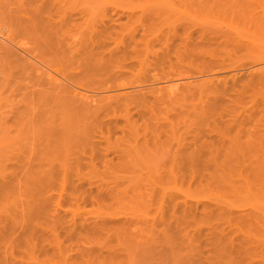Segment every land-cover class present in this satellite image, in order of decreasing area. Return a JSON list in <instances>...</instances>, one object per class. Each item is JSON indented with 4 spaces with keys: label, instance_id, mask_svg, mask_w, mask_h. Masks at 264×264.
Segmentation results:
<instances>
[{
    "label": "bare ground",
    "instance_id": "1",
    "mask_svg": "<svg viewBox=\"0 0 264 264\" xmlns=\"http://www.w3.org/2000/svg\"><path fill=\"white\" fill-rule=\"evenodd\" d=\"M89 1L87 6L83 3L88 8L83 20L72 22L70 17H75L70 14L63 22L62 14L61 22L54 19L57 16L54 12L61 6H56V0H49L50 6L47 0L17 3L0 0V96L9 91L11 96L12 93L19 96L12 99L8 94L10 102L0 101L1 107H5L0 108V264H139V260L140 264L143 260L154 264L156 257L169 258L170 254L172 264H181L180 259L185 258L182 251H177L183 249L192 256L188 264L200 260L201 264L205 260H208L206 264H264V0H189L191 4L188 1L184 5L187 10L189 5L192 7L184 14H177L176 7L170 6L168 9L174 13L166 15L165 11L161 15L163 10L158 15L144 16L143 22V14L142 20L136 14H129L126 22L123 15L115 16L118 14L109 16L104 12L108 17H100L98 0ZM58 2L63 4V0ZM167 3L163 4L165 8ZM45 4L49 9L57 7L54 12L55 6L47 11L54 13V18L45 11L47 8L44 10ZM82 10L78 11L79 15ZM79 17L74 20L78 21ZM136 20L143 24L137 21V25ZM128 23L138 27H127L128 34L124 35ZM146 61L149 66L162 68L161 72L140 74L139 64L144 68L148 66ZM117 115L123 118L124 125L119 126ZM139 119L144 122L140 123L145 126L144 131L137 128ZM104 125L109 127V132L112 127L119 130L114 139L120 144L114 145L111 152L101 146L102 137L97 135ZM88 152L99 155L107 163L116 158L117 165H121L116 167L120 169L118 173L127 172L129 176L131 172L130 179L123 174L122 178L128 181L133 172L143 171L212 174L210 168L214 169L215 165L220 190L216 211L221 222L217 221L222 227L228 224L229 230L217 227L213 231L209 227L204 234L200 220L207 213L206 201L200 204L187 198L176 200L172 205L173 215L179 210L194 221L197 219V227L186 229L181 222L183 214H179V218L174 217V225L165 222V233L160 234L166 237L163 239L159 238L163 236L158 235V230L154 232L157 221L149 219L154 222L152 225L148 222L149 237L143 232L148 238L140 242L135 235L142 229L138 218L134 221L128 215L125 220L104 214L103 218L90 222L83 219L82 229H77L75 216L65 221L68 216L65 218L59 207L50 204L54 203L50 200L54 195L49 198L48 193L54 188L58 190L61 176V189L69 187L76 196L79 193L78 198L86 194L107 202L115 190L108 202L116 196L121 200L116 189L121 192L125 187V194L130 189L127 179L125 184L114 180L112 185L109 181L99 182L95 189L85 187L83 181L74 184L73 172L79 170ZM89 157L86 166L92 160ZM113 162L108 166L112 171L116 170ZM82 166L86 167L83 163ZM78 172L74 173L79 176ZM145 217L146 223L148 216ZM48 222L50 226L62 222L67 225L64 231L70 242L79 234L81 238L93 239L98 234L99 238L101 230V234L104 231L103 235H111L112 241L118 227L121 234L116 238L122 234L124 238L130 228L139 229H133L132 234L127 232L131 236L127 234L126 238L131 240L125 239L124 245L109 243L91 248L75 243L74 248L79 246L75 252L71 251L72 246L65 252V244L63 250L60 241L48 240L50 235H41L42 230L39 233V228ZM109 230H113L112 234ZM235 230L239 235L234 234ZM229 233L241 239L236 240ZM58 235L52 238H60ZM80 236L76 238L80 240ZM205 236L208 242L202 238ZM199 238L211 246L208 252L215 262L203 256L204 249H199L207 243L203 246ZM194 250L201 251L202 257ZM41 255L45 259L41 260Z\"/></svg>",
    "mask_w": 264,
    "mask_h": 264
},
{
    "label": "rangeland",
    "instance_id": "2",
    "mask_svg": "<svg viewBox=\"0 0 264 264\" xmlns=\"http://www.w3.org/2000/svg\"><path fill=\"white\" fill-rule=\"evenodd\" d=\"M8 1H11L12 3H17V2H22V1H24V0H8ZM46 1V0H45ZM49 0H47V2H48ZM67 1V2H66ZM72 1V2H71ZM90 4V1L89 0H84V2H83V0H63V4H61V3H59L58 2V0H56V6L57 7H59L60 5V7H59V9L55 6V8H54V6H53V4H52V6H53V8H54V10H53V8H51L50 7V9L51 10H53L52 12H54L55 11V9H56V11L54 12L57 16H59L58 18L60 19H58L57 18V16L54 14V13H49L51 10L49 9V6L51 5V4H49V2H48V4H49V6L47 7V5L48 4H45L46 6H45V8H44V10L47 8V10H45L46 12L47 11H49V12H47V13H49L48 15L50 16V15H52V16H50V17H52V18H54V15L56 16L54 19H56V20H58V21H61L62 22V20H63V22H65V19H67L68 20V17H70L71 15L70 14H73V17H75V18H77V17H79L77 20L78 21H76V20H74L75 18H71L70 17V21L72 20V22L74 21V22H80L81 21V19L83 18H85L86 16L85 15H87V9L88 8H86V7H84V6H87L88 5V3ZM94 1V0H93ZM137 1H138V4H137ZM183 1V2H182ZM98 0V2H97V4H98V6L99 5H101V8L100 7H98V8H96L95 10H100V12L99 11H95L94 13H98L99 12V16L101 17V16H106L107 15V17H108V14H105V13H109V16H111L112 14L113 15H115V14H118V15H115V16H119V15H123L124 17H122V19H125V20H123L124 22H126V20H127V18L130 16V15H135V16H139V19H141L142 18V16H143V18H144V16L146 17V16H148V15H158V14H161L162 13V11H163V14H161V15H164L165 13H167L166 15H170L171 13H174V12H176L177 14L179 13H183V12H186L185 10H187V7L184 5L185 3L187 4L188 3V1L189 0ZM190 1H192V0H190ZM190 1H189V3H190ZM197 1V0H196ZM46 2V3H47ZM85 2L87 3V4H85ZM91 2H92V0H91ZM95 2V1H94ZM168 2V3H167ZM169 2H171L170 4H169ZM185 2V3H184ZM50 3H52V2H50ZM83 3H84V6H83ZM100 3V4H99ZM165 3H167V8H165V6L163 5V4H165ZM172 3H174V5H171ZM93 4V3H92ZM191 4V3H190ZM66 5V6H65ZM103 5H104V11L103 10H101L102 9V7H103ZM144 5V6H143ZM166 5V4H165ZM189 5V4H188ZM84 8H83V7ZM139 6V7H138ZM170 6H173V7H176L175 8V11L174 12H172L171 10H170V8L168 9V7H170ZM186 8H184V7ZM64 7V8H63ZM162 7V8H161ZM173 7H171V9H173ZM189 7L191 8L192 6H188V10H189ZM145 8V9H144ZM49 9V10H48ZM82 9H84V10H82ZM85 9H86V12H85ZM139 9V10H138ZM144 9V10H143ZM183 9H184V11H183ZM82 10V12L80 13L81 15H79V12ZM136 10V11H135ZM138 10V11H137ZM149 10V11H148ZM170 10V11H169ZM174 10V9H173ZM187 10V11H188ZM57 11H58V13H57ZM79 11V12H78ZM108 11V12H107ZM155 13H154V12ZM166 11V12H165ZM84 12V13H83ZM105 12V13H104ZM165 12V13H164ZM170 14H169V13ZM46 13V14H47ZM78 14V15H76V14ZM83 13V14H82ZM93 13V12H92ZM93 13V14H94ZM139 13V14H138ZM146 13H148V14H146ZM46 14H45V12H44V15L46 16ZM62 14H64L65 15V17L67 16V18H63L62 19V16H64V15H62ZM101 14V15H100ZM104 14V15H103ZM111 14V15H110ZM130 14V15H129ZM143 14V15H142ZM177 14H175V15H177ZM184 14V13H183ZM47 15V16H48ZM70 15V16H69ZM77 17H76V16ZM97 15V14H96ZM96 15L94 14V17H96ZM129 15V16H128ZM142 15V16H141ZM174 15V14H173ZM85 16V17H84ZM126 16H128V17H126ZM97 18H99L98 17V15H97ZM96 18V20H101V18H99V19H97ZM136 18V17H135ZM134 18V19H135ZM80 19V20H79ZM82 19V20H83ZM130 19H132V18H130ZM133 19V20H134ZM129 20V19H128ZM142 20V19H141ZM141 20H136V23H137V25H138V22H141ZM145 20V18L142 20V22ZM138 21V22H137ZM130 22H133V21H129V23ZM139 23V25H141V24H143V23ZM128 23V25L126 26V30H125V32L123 33L124 35H125V33H126V31L128 30V28L129 29H131L130 27H132V26H137V25H132V23L131 24H129ZM133 23H135V22H133ZM130 25V26H129ZM128 27V28H127ZM138 27V26H137ZM133 28V27H132ZM126 34H128V33H126ZM126 37V36H125ZM127 38V37H126ZM22 40V39H21ZM24 40V39H23ZM22 40V42L23 43H25V40L23 41ZM129 61H130V59H129ZM129 61H128V59H127V61H126V63H129ZM124 62V61H123ZM145 64H148V66H146ZM145 66H144V68H141L140 67V64H139V73L140 74H144V75H146V73H155V72H158V73H160L161 72V70H162V68H156V67H154V66H152V65H150L149 66V62H145ZM156 68L155 70H154V68ZM153 68V69H152ZM165 69H168V68H165ZM118 71V70H117ZM143 75V76H144ZM140 77H141V75H140ZM139 77V78H140ZM142 78V77H141ZM0 79H2V76L0 75ZM13 79V78H12ZM12 79H11V81H12ZM14 82V81H13ZM9 91V90H8ZM7 93V92H6ZM9 93H10V91H9ZM8 93V94H9ZM6 94V95H1L0 96V101H1V99H7V100H5V102H10L9 101V95L11 94ZM14 94H16V93H14ZM11 96V95H10ZM12 99H18L19 98V96H13V93H12ZM10 97V98H11ZM4 102V103H5ZM3 103V102H2ZM1 102H0V104H2ZM4 105V104H3ZM7 105V103L5 104V106ZM0 108L1 109H3V108H5V107H1V105H0ZM112 118H114V117H112ZM118 118H120V119H118ZM117 119L119 120V126H122V124L124 125V120H123V118L120 116V117H118V115H117ZM140 120V119H139ZM140 123H144L142 120H140V121H138V124H137V128L138 129H143V131L145 130L144 129V127L142 126V125H140ZM105 124V123H104ZM107 125V124H106ZM139 125H140V128H139ZM145 125H146V123H145ZM109 126V125H108ZM149 126H150V124H149ZM103 127V129L102 130H100V131H98V134H97V132H96V134L98 135V137H99V135H101V144H103V145H101L102 147H104V148H109L108 150L111 152V151H113L114 149H115V147H118L119 146V144H117L116 142H118L117 140H116V137H115V139H114V136H116L117 134H119L118 132H119V130H118V132H117V130L116 129H113V127L112 126H110V129H111V127H112V129H111V132H109V127H105V125L104 126H102ZM105 127V128H104ZM153 127V126H152ZM151 127V128H152ZM129 127H127V129H128ZM96 129H98L99 130V128H96ZM125 129H126V127H125ZM116 130V132H113V131H115ZM141 130H139V133H142L143 131H141ZM97 131V130H96ZM103 131V132H102ZM106 131V132H105ZM95 132V131H94ZM99 132H102V134L101 133H99ZM107 133V134H106ZM114 134V135H113ZM104 136V137H103ZM107 137V138H106ZM115 140V141H114ZM107 141L109 142V143H107ZM114 141V142H113ZM174 141V140H173ZM172 141V142H173ZM175 141H176V139H175ZM120 142V141H119ZM173 143H176V142H173ZM107 144V145H106ZM111 144V145H110ZM114 145H115V147H114ZM116 145H118V146H116ZM112 148H113V150H112ZM2 153H3V151H2ZM1 153V154H2ZM89 153H91V152H88L87 153V155L88 156H92V160H90V163L88 162L87 163V166H88V164H90V166L92 165V170H90L91 168H90V166L88 167V168H86L87 166L85 165L86 164V161H88L89 159H91L90 157L89 158H87V155L85 156V158L86 159H84L83 160V165L84 166H86V167H83L82 166V163L80 164L81 166V168L83 167V169H81L80 170V167H79V170H80V172H78V171H74V169H73V171L76 173V172H78L80 175V178H81V180L79 181L78 180V175H76L74 172H73V174L75 175V177L74 176H72V179L74 178V184H78L79 182H81V181H83V182H85L84 184H85V187H88V185L90 186V187H94V186H96V183H98L97 185H100V183H107L108 181H109V183L112 185V183H113V180H114V182H117V183H124L125 184V179H127L129 176H130V174H131V172H129L128 174H129V176L127 175V172H120V173H118L119 171H120V169H119V171H118V168H116L118 165H117V163L119 162L118 160H116V158H115V160H113L114 162H116V165H114V167L116 168V170H113L112 171V168L110 167V169H109V165L111 166V162H113V161H110L109 163H107V162H105V161H103V158H100L99 157V155H92V154H89ZM112 153H110L109 155V158H111V157H113V155H111ZM98 157L99 159H97L96 157ZM3 157V156H2ZM1 157V158H2ZM9 157V156H8ZM4 158V157H3ZM2 158V159H3ZM93 158L95 159V160H93ZM88 159V160H87ZM4 160H6L7 161V159L5 158ZM104 162V164L106 163V166H107V168H106V170H105V167L106 166H104L103 165V162ZM0 162H1V160H0ZM3 162V161H2ZM8 162L10 163L11 162V160H8ZM6 163V162H4V164H9V163ZM101 162V163H100ZM113 162V164H115ZM85 163V164H84ZM101 165H100V164ZM95 164V165H94ZM113 164H112V166H113ZM98 166L99 167V170H97L98 169V167H95V166ZM103 168H102V167ZM213 166V165H212ZM97 168V169H94V168ZM113 167V168H114ZM119 168L121 167V165L120 166H118ZM101 168V169H100ZM217 168V167H216ZM76 169H78L77 167L75 168V170ZM87 169V170H86ZM210 169H212L213 170V173L211 174V172H208L209 174H211V175H209L208 173H201V172H196L195 174L193 173V174H190V173H186V175L184 174L183 175V173H180V172H176V171H174V173L172 174L171 172H169V173H156L155 171H152V172H144L143 171V173H145V174H143V173H140V174H135L134 172H133V174H135V175H133L132 174V179H133V181H135V182H137L136 184L135 183H133V181H132V179H131V181H130V184H129V181H128V179H130V177L126 180V181H128V183H126V185L128 184L130 187V189H129V191L128 192H126V194L125 193H123V188H125V187H121L120 189L122 190L121 192H118L119 190L118 189H116V194H120V197H121V200H120V198L118 199L117 198V196H116V198L114 199V200H112V198H111V201H109L108 202V199H110V196L115 192V190H113L114 192L113 193H110L111 195H109V198H107V202L105 203L104 202V200H106V199H104V200H101L100 198H98V197H96V196H86V194H83L85 197H86V199H85V197L82 195V197H81V195L79 196V198H78V195H79V193H78V195L76 196V192H72L71 191V189L69 188V187H67V188H65L66 186V184L68 185L69 183L67 182V183H65V187L64 186H62V187H64L63 189H61V187L59 186V183L61 182V178H63L62 176H61V178L59 179V183H58V186H59V188H60V191H59V188H58V186H57V189L58 190H56V188H54V191H49V193H48V197L50 198V196L49 195H51V197H52V194L54 195L53 197H52V199L50 198V200L52 201V202H54V203H50V204H53V206H55V208L57 207H59L58 209L60 210L59 212H62L61 213V215H64L65 216V218H66V216H68V218H66L65 219V221L66 220H68L69 218H71V217H76V220H77V225H78V228L77 229H79V230H81L82 228V226H80L81 225V220H85V221H88L89 220V222L90 221H94V218L96 219V220H98L100 217L101 218H103L104 217V215L106 216H108V218L110 217H112V218H114V219H122V220H125V219H123L124 217H126L127 215V217H130V219L131 218H133L134 219V221L135 220H137V218H138V222L136 221V222H134V223H138V225L140 226V228H142V229H140L141 231H138V233L137 232H135L137 229H139V228H133V229H136V230H134V232L136 233H133V235L135 234V235H137L136 236V238L137 239H139V241L141 240L142 242H143V240H146V237L148 236L149 237V234L148 233H150V232H147L146 233V231L148 230H151L149 227H151V226H149V227H147L148 226V222L152 219V221H157V225H156V222H155V227H154V232L156 231V230H158L157 232L159 233L158 235L159 236H163V235H160V234H163V232H164V230H165V225L167 224V223H172L173 225L176 223V219L174 218V217H180V215L181 214H183V215H181L182 217H181V219H184V220H182L181 222H183L182 223V225H184V227L186 228H189L190 227V229H192V228H196L197 227V224H195V222L197 223L198 222V220L196 219V221H194L192 218H190V216L188 217V215L187 214H184V213H180L179 212V210L177 211V212H175L176 214H174L173 215V211H172V205L175 203V202H180L181 200H185L186 198V200H188V201H190V202H196V201H200V204H202V203H204L205 201H206V203H204V204H206L207 205V207H206V209H207V213L205 214V216L208 214L209 215V217H205L204 215V217H203V219H205L204 221H206L205 223L203 222V224H202V220H200V227L202 228H205V229H203L202 228V230L203 231H205L204 232V234H206V233H208V231H207V229L209 228V227H212V229H213V231L214 230H216V228L218 227V228H221L222 226H221V224L220 225H218V222L220 221V219L219 218H217V217H219L218 216V214H217V212L218 211H216L217 210V200L219 199V196H220V190H218V186H219V184H218V182H217V178L219 177H217L216 175L218 174V172L217 171H215L214 169H215V165H214V169L213 168H210ZM84 170V171H83ZM89 170V171H88ZM110 172H109V171ZM218 170V169H217ZM115 171V173H113ZM209 171H211V170H209ZM214 171H215V173H217V174H215L214 173ZM77 173V174H78ZM107 173V174H106ZM110 173V174H109ZM122 173V174H121ZM125 173V174H124ZM138 173V172H137ZM150 173V174H149ZM177 173V174H176ZM72 174V175H73ZM83 174V175H82ZM118 174H120V175H118ZM125 176H124V175ZM158 176V177H156V175ZM169 174V175H168ZM181 176H180V175ZM190 174V175H189ZM198 174V175H197ZM146 175V176H145ZM154 175V176H153ZM179 175V176H178ZM206 175V176H205ZM127 177V178H122V177ZM148 176V177H147ZM152 176V177H151ZM83 177V178H82ZM138 177V179H136ZM196 177V178H195ZM105 178V179H104ZM208 178V179H207ZM104 179V180H103ZM136 179V180H135ZM159 179V180H158ZM161 179H162V181H161ZM219 179V178H218ZM112 180V181H111ZM215 180V181H214ZM63 181H65V179L63 180L62 179V182ZM104 181V182H103ZM107 181V182H106ZM82 182V183H83ZM100 182V183H99ZM64 183V182H63ZM93 183V184H92ZM131 183H133V184H131ZM204 183L206 184V185H204ZM209 183H211V184H209ZM62 184V183H61ZM91 184H92V186H91ZM109 184V185H110ZM63 185V184H62ZM114 185V184H113ZM133 187H132V186ZM139 185V186H138ZM158 185V186H157ZM137 186V188H135ZM154 186V187H153ZM132 187V188H131ZM139 187V188H138ZM161 187V188H160ZM149 190H147V189ZM173 188V189H172ZM66 189V190H65ZM94 189H95V187H94ZM128 189H126L125 191H127ZM135 191H134V190ZM53 190V189H52ZM118 190V191H117ZM152 190H154L153 192V194H150V193H152ZM124 191V192H125ZM219 191V192H218ZM157 192V193H156ZM219 193V194H218ZM57 194V195H56ZM114 195V194H113ZM112 195V197H114ZM81 197V198H80ZM78 198V199H77ZM89 198V199H88ZM100 199V200H99ZM171 199V200H170ZM178 199V200H177ZM59 200V201H58ZM84 200V201H83ZM177 200V201H176ZM196 200V201H195ZM50 201V202H51ZM104 203H103V202ZM171 201V202H170ZM56 202V203H55ZM59 203V205H57ZM209 203H211V204H209ZM215 203L216 204V207H215V204L213 205V204ZM61 204V205H60ZM205 205V206H206ZM200 206H202V205H200ZM165 207V208H164ZM51 208H53L52 207V205H51ZM214 210H213V209ZM208 209H210L209 211H208ZM211 210H213L214 212H212ZM68 213V215H67V213ZM73 212V213H72ZM157 212V213H156ZM148 213H150V214H148ZM170 213V214H169ZM209 213H211V214H209ZM212 213H213V215H212ZM66 214V215H65ZM72 214V215H71ZM101 216H100V215ZM104 214V215H103ZM113 214V215H112ZM155 214V215H154ZM162 214H164V215H162ZM180 214V215H179ZM103 215V216H102ZM117 215V216H116ZM152 215H154V216H152ZM172 215H173V217H172ZM175 215H177V216H175ZM187 215V217H185ZM106 216V217H107ZM120 216H121V218H120ZM139 216V217H138ZM145 216H148L147 218L148 219H146V223H145ZM198 216H199V214H198ZM81 217V218H80ZM97 217H99L98 219H97ZM150 217V218H149ZM156 217H157V219H156ZM163 217H165V218H163ZM169 219H168V218ZM183 217H185V218H183ZM199 218V217H198ZM78 219H80V220H78ZM116 219V220H117ZM129 219V218H128ZM133 219L131 220V221H133ZM150 219V220H149ZM200 219V218H199ZM209 219V220H208ZM217 219H219V221H217ZM83 220V221H84ZM142 220V221H141ZM169 220V221H168ZM172 220H174V221H172ZM187 221L186 223H184V221ZM207 220L208 221H212V222H207ZM81 222V223H80ZM142 222V223H141ZM144 222V223H143ZM159 222V223H158ZM162 222V223H161ZM165 222H166V224H165ZM174 222V223H173ZM221 222V221H220ZM63 223V222H62ZM59 224L58 223V225H57V223H56V225L57 226H54L55 224H51V226L53 227H51L50 225H49V222H48V224L46 225V223L44 224V228L42 229L41 227L39 228V233L41 232L40 230H42V232L40 233L41 235L44 233L47 237L49 236L50 238H48V240L50 239V241L51 240H53V241H60L61 242V245L62 244H65L64 246H65V248H64V246L62 247L63 248V250L65 251V252H67L68 250L67 249H69V251H70V249H71V246L73 247V245L76 243V244H78V245H81L82 247L84 246H86V244H87V246H90L91 248H97V247H101L103 244L105 245V244H116V246H118L117 245V243L119 244V243H123V245H124V243H126L125 242V239H127V240H131V239H128V238H126V235L128 234V236L130 235L129 233H130V231H131V234H132V228H130L131 230H128L129 231V233H127L128 231H126V235L124 234V238H123V234L121 235V237L120 238H122V239H120V238H116L115 236L117 235L118 236V233H120L121 232V230H120V228L118 229V228H116L118 231H117V233L113 236V240L111 241V240H109V239H112L111 237V235H103V232H102V234H101V231L100 232H98L99 233V238L97 237L98 236V234H97V236H95L94 235V239H93V237L92 238H81V234H79V235H76V237H78V236H80V238L82 239H80V240H78L79 238H73V242L71 241H69V240H71V239H68V236H67V234H66V232L67 231H64V230H66V228H65V226L67 227V225H64V223L63 224ZM149 223H151V221L149 222ZM152 223H154V222H152ZM152 223H151V225H152ZM164 223V224H163ZM142 224H143V226H142ZM217 224V225H216ZM132 225H134V224H132ZM131 225V226H132ZM138 225H137V227H138ZM144 225L146 226V229H145V227H144ZM150 225V224H149ZM202 225V226H201ZM62 226H64L63 228H62ZM80 226V227H79ZM118 226V225H117ZM130 226V227H131ZM135 226V225H134ZM133 226V227H134ZM223 227H225L226 229H228L229 230V226H228V224L227 225H224ZM222 227V228H223ZM47 228V229H46ZM65 228V229H64ZM74 228V227H73ZM147 228H149V229H147ZM164 228V229H163ZM183 228V227H182ZM186 228V229H187ZM218 228H217V230H218ZM113 229V228H112ZM115 229V228H114ZM145 231H144V230ZM189 229V230H190ZM212 229H209V230H211V231H209V232H213L212 231ZM226 229H225V231H226ZM44 230V231H43ZM62 230H63V232H62ZM78 230V231H79ZM123 230V229H122ZM143 230V231H142ZM227 230V231H228ZM57 231V232H56ZM107 231V230H106ZM114 231H116V230H114ZM202 231V232H203ZM207 231V232H206ZM226 231V232H227ZM65 232V233H64ZM80 232H82V231H80ZM109 232H110V230H109ZM112 232H113V230H112ZM112 232H110L111 234H112ZM145 234H147V236H144V233ZM156 232V233H157ZM216 232V231H215ZM57 233V234H56ZM58 233H59V235H58ZM108 233V232H107ZM109 233V234H110ZM141 233V234H140ZM165 233V232H164ZM214 233V232H213ZM212 233V234H213ZM64 234H66V235H64ZM100 234H101V236H100ZM121 234V233H120ZM119 234V235H120ZM230 235H232L233 237H234V239L235 238H237L236 240H240L238 237H236V236H238L239 235V233H238V231L237 230H235V232H234V234H238V235H233V233H229ZM53 235H58V237H60V238H52L53 237ZM134 235V236H135ZM141 235H143L144 237H145V239H142L143 237L140 236ZM155 235H157V234H155ZM214 235H215V238H216V234L214 233ZM214 235H213V237L212 238H214ZM46 236H44V237H46ZM127 236V237H128ZM131 236V235H130ZM133 236V237H134ZM139 236V237H138ZM159 236H157V237H159ZM166 236V235H165ZM209 237H211L212 235H208ZM208 236L206 237H202V238H208ZM232 236H230V237H232ZM66 237H67V239H66ZM101 237V238H100ZM105 237V238H104ZM107 237V238H106ZM110 237V238H109ZM132 237V238H133ZM147 237V238H148ZM159 238H166V237H159ZM200 239V238H199ZM65 240V241H64ZM84 240V241H83ZM85 240H86V242H85ZM89 240V241H88ZM92 242H91V241ZM96 240V241H95ZM105 240V241H104ZM117 240V241H116ZM197 240H198V238H197ZM50 242V243H52V244H54V242ZM95 243H94V242ZM97 241H99V243L97 242ZM111 241V242H110ZM140 241V242H141ZM202 241V239H200V243L201 244H206L207 242H208V239H206V241L204 242V243H202L201 242ZM82 242V243H81ZM84 242H85V244H84ZM101 242H103V243H101ZM108 242V243H107ZM90 243V244H89ZM100 243H101V245H100ZM70 244H72V245H70ZM92 244V245H91ZM120 244V245H121ZM159 244V243H158ZM168 244H170V243H168ZM205 244L203 245V246H205ZM77 245V247H73L72 248V250L71 251H73L74 249L76 250L79 246ZM93 245H94V247H93ZM126 245V244H125ZM166 245H167V243H166ZM172 245V244H171ZM175 245V244H174ZM209 244L207 243V245H206V247L204 248V247H202L201 249H199V250H203V252H204V255L203 256H205V258H209V259H212V262H215L216 261V259L214 260V256H212V258L210 257V253L208 252L209 251V248H211V246L209 245ZM75 246V245H74ZM96 246V247H95ZM122 246V245H121ZM121 246H119V247H121ZM189 246V245H188ZM202 246V245H201ZM124 247V246H123ZM122 247V248H123ZM163 247H165V246H163ZM157 248V247H156ZM159 248V247H158ZM189 249V248H188ZM159 250V249H158ZM184 250V249H183ZM183 250H178L177 251V253H179V251H182V253H181V256H182V258H183V260H184V258H185V260L184 261H182V259H180L181 260V264H184L183 262H185L186 264H188V261L187 260H191V258L190 257H192L191 255L190 256H188V252H184ZM199 250L198 251H196V250H194L196 253H198V255L201 253V254H203L201 251L199 252ZM186 251V250H185ZM189 252L190 251H192L191 249L190 250H188ZM73 252H75V251H73ZM194 252V253H195ZM37 253V252H36ZM141 253V252H140ZM192 252H190V254H191ZM29 254V253H28ZM32 254V253H31ZM31 254H29L30 256H31ZM193 254V253H192ZM201 254L199 255V256H201ZM141 255V254H140ZM143 255V254H142ZM141 255V256H142ZM157 255V254H156ZM155 255V256H156ZM194 255V254H193ZM195 255H197V254H195ZM29 256V257H30ZM158 256V255H157ZM170 256H171V254H170ZM169 256V258L168 257H166V258H164V256L162 255V256H158V257H156L155 259H158L156 262H154V264H158L159 262H160V264H161V262L163 263V264H172V259H171V257ZM187 256L189 257L188 259H187ZM199 256H195V258H197V257H199ZM43 257V258H42ZM202 257V256H201ZM41 260L42 259H45V255H41L40 257H39ZM160 258V259H159ZM162 258V259H161ZM164 258V259H163ZM195 258H193V261H196V259ZM200 258V257H199ZM205 258L203 257L202 258V260L204 261L205 260ZM139 259H141V257H139ZM166 259V260H165ZM169 259V260H168ZM195 259V260H194ZM201 259V258H200ZM141 260H143V259H141ZM190 260H189V262H190ZM199 260V259H198ZM247 260V259H246ZM81 260H79V262H80ZM144 261V260H143ZM142 261V264H146V263H144ZM171 262V263H170ZM208 262V260L206 261H204L203 263L204 264H206ZM244 262V261H243ZM192 263H194V262H192ZM248 263V262H247ZM246 263V264H247ZM90 264H93L92 262H90ZM96 264V263H95ZM139 264H140V260H139ZM191 264V263H190ZM195 264V263H194ZM196 264H201V260L200 261H197L196 262Z\"/></svg>",
    "mask_w": 264,
    "mask_h": 264
}]
</instances>
